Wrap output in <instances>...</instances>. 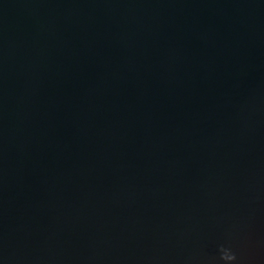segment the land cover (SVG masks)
<instances>
[{"label": "water", "instance_id": "water-1", "mask_svg": "<svg viewBox=\"0 0 264 264\" xmlns=\"http://www.w3.org/2000/svg\"><path fill=\"white\" fill-rule=\"evenodd\" d=\"M0 264H264V0H0Z\"/></svg>", "mask_w": 264, "mask_h": 264}, {"label": "clouds", "instance_id": "clouds-1", "mask_svg": "<svg viewBox=\"0 0 264 264\" xmlns=\"http://www.w3.org/2000/svg\"><path fill=\"white\" fill-rule=\"evenodd\" d=\"M222 256L221 259L225 261H234L236 259V256L234 253H232L229 249L221 248Z\"/></svg>", "mask_w": 264, "mask_h": 264}]
</instances>
